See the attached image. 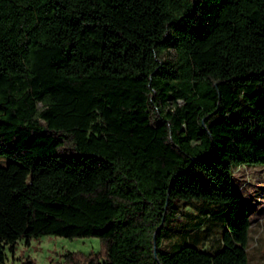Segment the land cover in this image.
<instances>
[{
  "label": "trees",
  "instance_id": "1",
  "mask_svg": "<svg viewBox=\"0 0 264 264\" xmlns=\"http://www.w3.org/2000/svg\"><path fill=\"white\" fill-rule=\"evenodd\" d=\"M0 153V264L46 233L100 237L66 264H249L234 167L264 163V0H0ZM194 197L216 217L164 246Z\"/></svg>",
  "mask_w": 264,
  "mask_h": 264
},
{
  "label": "rangeland",
  "instance_id": "2",
  "mask_svg": "<svg viewBox=\"0 0 264 264\" xmlns=\"http://www.w3.org/2000/svg\"><path fill=\"white\" fill-rule=\"evenodd\" d=\"M176 51L169 48L162 53L165 59H174ZM7 155L0 153V164L6 163ZM234 184L238 187L244 198L252 206L251 225L247 244L249 264H264V163L246 164L240 163L234 167ZM208 200V201H206ZM218 201L194 197L190 200L178 199L177 206L180 215H172L165 228L162 238L164 246L172 247L174 239L186 240L187 234L195 225L200 214L206 210L214 217ZM184 227L183 230L181 227ZM219 222L211 223L213 230L205 238V247L215 248L220 242ZM177 233L176 236H170ZM16 239V250L12 251L6 247L7 256L3 264H26L27 258L34 264H66V254L69 252L92 253L101 249V239L96 235L69 237L53 233H46L34 237L29 243L20 236Z\"/></svg>",
  "mask_w": 264,
  "mask_h": 264
}]
</instances>
